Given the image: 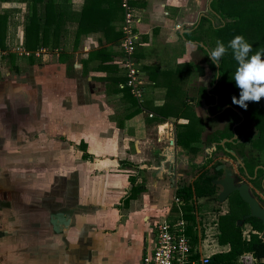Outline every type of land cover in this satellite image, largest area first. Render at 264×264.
<instances>
[{"label":"crops","instance_id":"crops-1","mask_svg":"<svg viewBox=\"0 0 264 264\" xmlns=\"http://www.w3.org/2000/svg\"><path fill=\"white\" fill-rule=\"evenodd\" d=\"M202 1L133 0L132 5L139 18V22L136 24L138 41L134 55L141 64L144 86L142 102L140 103L141 107L139 106L140 111L129 117H126L125 113L129 112L133 104L132 101L135 98L131 94L128 95L118 90V84L112 82L113 87L107 84L109 80H107V70L109 71V66H112L108 64L111 62L115 63L113 64L114 67L117 66L119 68L116 71L117 74L124 73L123 69H120L119 42L114 45L113 42L105 41L103 38L100 41V32L84 34L78 44V47L81 46L82 50H85V52H82L78 47H73V44L69 46V41H67L65 55L61 58L65 59L66 62L71 60L70 68L79 69L80 74L87 75V91L83 90L82 97L83 101L86 100V102L83 103L82 101V104L79 105L85 109L95 107L94 101L96 99L92 95L95 93L94 89L98 91L100 89L104 94L103 97L98 98L99 100H104L106 113L103 118L100 119L99 116L97 119L86 113V115L82 116L81 123L88 125L90 119L94 118L97 122H93V125L105 124L106 130L100 129L97 136L106 147L102 150L101 146L103 145L101 143L97 149L96 146L89 143L87 152L94 156L90 161L83 160L81 158L82 151L79 150L81 154L77 155L80 156L82 162L84 161L81 168H76L77 172H79V178H77L76 182L74 179L70 180V182L68 181L69 186L65 189L63 202L67 206L60 209V211L58 209L51 211L49 228L44 227L43 229V226L47 225L48 216L45 214L43 219V211L47 210V208L49 209L51 204H54V195L58 192L54 189L60 187L61 184L53 183V186L57 185L56 188L50 186L44 191L35 188L30 192V198L26 200L25 206L22 208L26 213L23 215L27 220H29L31 215H34L33 222L34 224L36 222L37 225L33 226V232H16L18 226L12 227V232H6V229L0 227V264H141L143 253L150 250L154 245L155 226L162 220L175 222L183 218L186 222L187 236L198 246L201 245L203 239L208 238V232H204L205 234L203 235L201 230L205 228L204 231H206V227H203V219L200 220L197 214V207L204 203L202 197L194 198L192 202L189 201L194 206V221H188L183 216V206H186L187 203L185 204L183 199H179V203L174 201L178 188L191 184L199 172L192 170L190 166V169L196 172L195 176L188 182H184L185 172L178 167L179 162L177 159L180 153L179 150L181 151L185 147L176 141V125L186 124L188 117L184 113V109L173 112L172 115L166 112L170 106L174 110L177 109L178 104L173 94L180 91V89H176L183 87V81H186L185 84L190 85L191 79L195 75L198 81H205V79L210 77L208 83L197 86V95L203 86H205L207 91L213 88L209 85L212 79V72L208 67L207 60L209 57L205 53L204 48L195 43V41H187L180 34L182 27L187 29V32L191 31L190 27L195 23L198 24L199 18L201 19L203 16L208 17L213 22V14L215 15V13H212L209 9L211 0L204 1L206 4L205 8L202 6ZM24 3L16 0H0V12L8 10L10 13L9 18L13 21V25L10 24L6 28L7 42L10 40V34L14 31L17 32V39L22 37L19 34V27L21 23H24L26 11L24 10L25 12L22 14L23 11L20 7ZM82 3L83 0H71L72 10H78ZM117 14L118 22L116 28L119 29L122 22V10L119 9ZM20 19H22L21 23L19 22ZM17 25L18 27H16ZM177 25H179L178 28ZM68 27L72 32L74 24H69ZM193 45H195V48H193ZM68 46L71 48H68ZM167 46L171 49L168 53L165 50ZM101 47L108 51H114L111 59L104 60L102 64L98 58L88 59L90 52ZM78 53H81V59L74 61L72 57ZM0 58L3 57L1 56ZM189 62L192 63L189 65ZM164 63L168 64L169 67H164ZM196 65L205 67L202 75L196 72ZM187 66L190 69L189 71H186ZM180 76L182 77L180 78ZM109 82L111 83V81ZM97 83L100 84L101 88L96 85ZM67 86H75L73 79L70 77ZM74 97L73 92H71L72 102H75ZM190 97L194 96L184 97L182 106L183 108L186 107L185 109L188 107L190 112H194L196 111L194 110L195 104L194 106H189L186 102L188 101L189 104L192 101L194 102L195 99L193 98L192 100ZM108 101H111V103H108ZM22 103L26 104L24 100ZM209 106L211 104L208 105V108ZM24 107L25 105L21 108ZM2 108L3 104L0 99V110ZM70 108H73V106H70ZM113 111L116 112L114 114L116 115L115 117L111 115ZM148 113H152L153 117H148ZM205 113H208V109L205 110ZM18 114H20V110ZM6 121L7 119H2L1 126L2 122L6 123ZM20 124L22 123L18 122L19 128ZM173 125L174 127L172 128ZM110 126L111 128H108ZM1 130L0 147L3 142L8 141V137H3ZM25 134L24 130L23 135L25 136ZM58 136L59 134L56 135L57 138ZM33 139L35 140L36 138ZM200 139L203 141L202 137ZM171 140L174 141L173 145L170 143ZM57 148L59 150L57 146L55 151L58 152ZM208 148L204 147L203 150L207 151ZM20 151L22 150H17L15 153L10 151L5 153L6 162H10V157H17L18 159L22 155L25 157V152L22 153ZM24 151H26L25 148ZM59 151L62 158L63 151ZM73 151L72 149L71 152L67 153L66 157H63H69L72 166L76 157ZM57 152L55 153L57 154ZM29 155L31 153L26 156ZM120 160L136 164L140 171L120 166ZM61 167V162L58 161L54 167L55 169L51 171V178H55L59 171L58 169ZM72 172H75V170L73 169ZM5 173L6 169L0 166V192H4V194L14 189V185L11 184V180H13L11 172H7L8 175ZM130 174H136V183L143 182L144 189L135 193L128 202L124 203L122 198L130 188L128 180ZM259 182H262V180H259ZM70 183L75 184V186L72 185L71 187ZM256 187H258L257 184ZM76 188L77 194L72 191L76 190ZM219 190L220 187H218V192ZM46 193L49 194L45 198ZM229 196L223 202H220L219 199L217 201L212 197L204 198H206L205 200L212 199L218 204H224L228 201ZM19 204L22 203H16L17 206ZM226 212L219 210L216 218L209 226H216L219 232L218 218ZM14 215L16 214L10 215V212L5 215L0 209V221L4 217L6 220H10ZM91 222L97 228H92ZM206 224H209L207 219ZM248 234L249 232H247L246 237H248ZM16 237L22 238V242L23 239L28 238L32 240V243H26L27 241L21 243L19 241L20 243L14 244L11 241L16 239ZM214 242H216L214 248L202 250L203 256L209 255L211 257V255L227 251L229 248L228 243H219L217 234L214 236ZM210 245L211 242H208L207 247L209 248ZM262 261L264 262V259Z\"/></svg>","mask_w":264,"mask_h":264},{"label":"trees","instance_id":"trees-1","mask_svg":"<svg viewBox=\"0 0 264 264\" xmlns=\"http://www.w3.org/2000/svg\"><path fill=\"white\" fill-rule=\"evenodd\" d=\"M16 1L26 3V13L23 23L24 33L21 39L16 38L15 43L20 42L24 48L30 51L45 48L52 52L55 48H59L62 54L61 57H64V48L67 46L68 36L71 32L68 27L69 24H74V28L72 29V44L75 48L78 47L81 36L88 33L100 32V41L103 38L105 41L113 42L114 45L118 44L121 37L120 28H116L118 22L117 11L121 9L120 0H83L78 10H72L71 0ZM244 2L245 0H211L209 9L220 19L218 26H215L214 23L211 24V20L203 16L196 28H193V25L190 27L191 31L183 34L184 38L187 41H202L209 49L214 48V46H210L212 40L215 43L222 41L227 46L228 42L236 35H242L252 45L249 55L256 52L264 54V0H251L255 4L248 9L243 8ZM9 16L8 10L0 12V47L2 49H6L8 46L6 28L10 24L13 25V21ZM121 18H123V13ZM202 21L208 22V27L204 28L206 30H200V23ZM204 51L208 55V51L205 49ZM113 55L114 51H108L101 47L90 52L88 59L93 60L94 58H98L102 64L104 60L111 59ZM2 57L3 59L7 57L8 62L12 63V67L15 70L18 69L12 62V59L15 57L13 53H8ZM22 58L28 59L30 63L36 59L34 55ZM207 64L212 71V79L209 85L214 84L215 81L216 85L209 91L206 90L205 86L201 87L197 96V104L202 107V98H205L207 105L217 101L216 107L209 106L207 114L210 115L220 110L226 104L235 106L232 104V97L234 95L239 98L238 94L240 90L236 87L235 81L232 80L237 68V62L233 58L231 49L222 57L220 66L214 65L210 58H208ZM204 68L203 65H196L195 67L199 75L203 74ZM118 70L119 68L116 66L114 71ZM189 70L187 66L186 71ZM124 78V74H115L109 80L114 84H119ZM229 87L232 89V93L227 91V89L230 90ZM118 90L123 91L125 94H130L126 88H119ZM132 103L129 112L125 113L126 117L140 111L141 104L136 99ZM247 103V109L238 105L235 106L240 114L230 107L225 108L224 112L229 113L231 118L229 124L222 130L217 129L210 132L203 141L200 139V134L201 129L204 127V122L193 111L190 112V110L184 108L187 111L184 113L188 117V122L176 125L177 143L184 146L191 153H196L204 147L212 146L213 142H221L222 139L231 137L233 134L231 127L234 123L239 122V125L243 127L250 122L253 124L256 132L254 135L250 133L244 136L246 137V141L250 143L249 147L256 149L259 155L251 153L252 156L247 161L257 162V158H260L261 154H264V97L259 102L250 101ZM179 126H183L180 131L177 130ZM241 127L238 126L236 128L238 135L244 134ZM230 145L229 142H225L223 146L218 144L217 148L223 149V147H230ZM86 147L87 145L84 141L77 145V148L82 151V158L90 159L92 154L87 152ZM204 156L205 158L201 163L190 164L192 170L199 171L193 182L181 186L176 191V197L183 199L185 204L187 203L186 206H183V216L188 221H194L195 218L193 214L194 206L189 201L192 202V199L200 197H212L218 200V186L213 183V180L220 175V170L211 172L207 166L211 163L212 157L208 152L204 153ZM243 161H246V157L243 158ZM119 165L140 171L136 164L126 160H120ZM215 165H212L213 170ZM255 165L256 163L246 165L249 168L247 171L252 174ZM128 180L130 188L122 198L124 203L128 202L135 193L144 189L143 182L136 183V174H130ZM256 184L258 187H261L260 182H256ZM228 201L230 202L229 210L218 218L219 232L217 237L219 243H228L229 248L227 251L211 255L209 264H241L239 257L244 253H251L256 260L255 264H264L262 261L264 259V239L260 237L263 228L261 221L255 217H248L244 221V224L248 223L250 230L248 231V237L244 236L242 232L244 224L239 226L237 221L243 213H249L248 205L237 192L231 194L228 197Z\"/></svg>","mask_w":264,"mask_h":264},{"label":"rangeland","instance_id":"rangeland-1","mask_svg":"<svg viewBox=\"0 0 264 264\" xmlns=\"http://www.w3.org/2000/svg\"><path fill=\"white\" fill-rule=\"evenodd\" d=\"M204 1L206 2L207 0L202 1L203 8L206 7ZM254 4L255 3L251 2V0H245V2L243 3V8L248 9ZM20 8H22V14H24V12L26 11V4L24 3ZM213 16V20L215 21L211 22V24L214 23L215 26H218V24L220 23V19L216 14H213ZM19 22L21 23L22 19H20ZM16 27H18V25ZM23 27L24 26L21 23L19 27L20 36H22L24 33ZM207 27L208 22L202 21V23H200V30H206L204 28ZM16 34L17 32L15 31L10 34V40L7 42V48L9 50L11 46L15 44L16 38L18 37ZM68 41V44H70L69 46H71L73 41L72 32H70L68 36ZM211 45L214 47L216 46L214 40L210 42V46ZM69 46L68 48H71ZM169 46L165 48L167 53L171 51ZM78 48L80 49V51L85 52V50H82L81 46ZM210 49L212 48H207V51L209 52ZM65 50L66 48H64V52H66ZM13 54L15 55V57L12 59V62L17 66V70L12 67L13 65L11 62H8L7 57L5 59L0 58V99L3 104V108L0 110V118L1 120L7 119L6 123L2 122V126L0 120V130L2 129L1 132L3 134V137H8V141L3 142L0 147V166H3L4 169H6V175L11 172L13 179L11 180V184L14 185L13 191L6 192L5 194L4 192H0V209H2V213L5 215H7L8 212H10V215H16H14L12 219L10 218V220H6V218L4 217L0 221V227L2 229H6V232H12V227L14 226H18L16 232H33V226L35 224L37 225L36 222L35 224L33 222L34 215H31L29 220H27L23 215L25 213V210L22 209L25 206L24 204L26 200L30 198V192L35 188L38 190L42 189L44 191L46 188H50V186L52 187L54 184H61L60 187L54 189L55 191H58L54 195V204H51V206H49V209L46 207V205L45 207L47 208V210L43 211V219L45 217V214L46 216L48 215L46 220L47 225L43 226L42 224L43 229L44 227L49 228V215L51 214V211L57 209L60 211V209L67 206H65L63 202L65 198V189L69 186L68 181L70 182V180L72 181L74 179V181L76 182L77 178H79V172H77L78 170L76 168H81V166H83L84 164V161L82 162V160H80V156H78L81 154V152L77 148V145L84 141L86 145H89V143H91L98 149V146H100L102 143V141H100L97 136L98 132L100 129L106 130L105 124L103 125L101 123H95L96 125H93V122H97L94 118L90 119V123L88 125H83L81 123L82 116L86 115V113H89L90 116H93L95 118H99L100 116V119H102L103 115L106 113V108L104 107V100L98 99L99 97L104 96L100 89L99 91L94 89L95 93L92 94L96 99L94 101L95 107H89L85 109L83 108V106L79 105L82 104L83 101V90L87 91V75L83 73L80 74V70L78 68V70L73 69L72 67L70 68V63L72 61L68 60L66 62L65 59L61 58L62 54L60 53L59 48H55L52 52L46 50L44 53L36 56V59H34L32 63H30L28 59L16 55L14 52ZM72 59L74 61H79L81 59V53H78L75 56L73 55ZM190 63L192 62H189V65ZM113 64L115 63L111 62L110 64H108L112 66H109V71L107 70V80L110 79L111 76L117 74V72L114 71L115 67ZM164 65V67H169L168 64L164 63ZM121 68L122 67H120V69ZM69 77L73 79L75 85L74 87L67 86ZM181 77L182 76H180V78ZM197 79L198 78L196 75L193 76L190 85L187 83L185 84L186 81L182 82V84L184 83L183 87H178L176 90L180 89V91L176 92L177 94H173L176 97V102L178 104L177 109L174 110V108L170 106V108L166 112H168L167 114L172 115L173 112H177L178 110L182 111L184 109L182 106L184 97L194 96L190 97V99L192 100L193 98L195 99L194 102L192 101V103H190L191 105L188 103V101L186 102L189 106H194L195 104L194 110L196 111H194V113L197 114L199 118H201L202 122H204V127L203 129H201L200 134V137H202V139L204 140L211 130L221 129L226 124H229L231 118L229 113L227 112H222L209 117L210 115L205 113L204 107H200L197 105L198 95L196 93V88L200 84L208 83L210 77L205 79V81H198ZM109 81L110 80H108L107 84H110V87H113V83H110ZM96 85L101 88L99 83H97ZM227 91L229 93H232L231 88L230 90L227 89ZM71 92H73V95L75 96V102H72L71 100ZM23 100L26 102V104L22 103ZM84 102H86V100H84L83 103ZM108 103H111V101H108ZM24 105L25 107L21 108ZM228 105L233 110H237V108H235V106L237 105ZM70 106H73V108H70ZM187 109L190 110L188 107ZM19 110L20 114H18ZM183 111L187 112L185 109ZM114 114H116L115 111H113L111 115ZM205 115L207 118L205 117ZM115 116L116 115H114V117ZM111 118L114 119L113 116H111ZM18 122L22 123L20 124V128L18 127ZM247 124V126L245 127V131L254 135L256 130L254 129L253 124L250 122ZM173 127L174 125L172 126V128ZM108 128H111V126ZM182 128L183 126H179L177 130L180 131ZM24 130L26 132L25 136L23 135ZM57 134H59L58 138L56 137ZM33 138L36 139L34 140ZM102 145L103 146H101V148L103 150L106 146H104V143H102ZM57 146L59 147V150L63 151L62 158L60 156V151L58 150V148V152L55 151V147ZM24 148L26 149V151H24ZM72 149L74 150L73 152L76 155V157L74 158L73 166L71 165L72 162L69 157L63 158L64 156L66 157L67 153L69 151L71 152ZM17 150H22L20 151L22 153L25 152V157L24 155L20 156L19 159L17 157H10V162H6L7 160L6 158H4V154L9 151L15 153V151ZM86 150L88 151V146L86 147ZM55 152H57V154ZM179 152L180 153L177 159L179 162L178 167L181 168V170H184V182H188L189 180L194 178L196 173L190 169V164L200 162L204 156V150L202 149L197 151L196 153H191L187 149L183 148L181 149V151L179 150ZM30 153L31 155L26 156ZM218 153L219 154L215 155L214 160H219L220 158L227 160L226 156L222 155L220 152ZM263 156L264 154H262V157ZM93 157L94 156L92 155L90 159H83L82 157L81 158L85 161H90ZM58 161L61 162L62 167L58 169L59 171L53 179V177L51 178V171L52 169H55L54 167ZM234 166H236V164L233 162V167ZM73 169L75 170V172H72ZM61 174L62 176H60ZM70 185L71 187L72 185L75 186V184L71 183ZM56 186H53V188H56ZM72 191L78 193L77 188L76 190ZM48 194L49 193H46L45 198L48 197ZM260 195L264 196L261 192ZM205 199L206 198L202 197L204 203L197 207V214L200 220L203 219L202 223L204 225L203 227H206V231H204L205 228H202L201 230L203 232V235L205 234L204 232H208V238L203 239L200 246L202 250H210L216 245V242H214V236L218 234V229L216 226L210 227L209 225H211L210 223L216 218L217 212L219 210L226 212L230 208V202L228 203V201H226V203L224 204H218L212 199ZM16 203L22 204H19L17 206ZM206 219L209 222L208 225L206 224ZM90 224L92 228L95 227L92 222ZM249 229V224L243 226L242 232L245 236L247 235ZM21 239L22 238L16 237V239L11 242L17 244L20 243L19 241H21ZM25 242L32 243V240L25 238L23 239V242L21 241V243ZM208 242H211L209 248L207 247Z\"/></svg>","mask_w":264,"mask_h":264},{"label":"built area","instance_id":"built-area-1","mask_svg":"<svg viewBox=\"0 0 264 264\" xmlns=\"http://www.w3.org/2000/svg\"><path fill=\"white\" fill-rule=\"evenodd\" d=\"M132 2L133 0H120L123 13L120 25L121 37L119 39L120 65L125 78L122 82H119L118 87L128 89L130 94L141 103L144 80L142 79L141 64L134 55L138 41L136 24L139 22V18L135 13ZM178 27L179 25H177ZM45 51V48L30 51L18 42L13 44L10 50L0 47V57L11 52L20 57L31 55L36 57ZM148 117H153V114L148 113ZM174 201L179 203L178 197L175 196ZM155 227L154 245L150 250L143 253L141 264H209L210 256H203L201 247L187 236L186 222L183 218L175 222L162 220ZM239 261L241 264H255L256 262L251 253L242 254Z\"/></svg>","mask_w":264,"mask_h":264},{"label":"clouds","instance_id":"clouds-1","mask_svg":"<svg viewBox=\"0 0 264 264\" xmlns=\"http://www.w3.org/2000/svg\"><path fill=\"white\" fill-rule=\"evenodd\" d=\"M229 49L237 62L232 80L240 90L239 98L233 96L232 103L247 109V102H259L264 97V54L256 52L249 55L252 45L242 35H236L227 46L222 41L216 42V46L208 52L211 62L220 66L222 57Z\"/></svg>","mask_w":264,"mask_h":264},{"label":"flooded vegetation","instance_id":"flooded-vegetation-1","mask_svg":"<svg viewBox=\"0 0 264 264\" xmlns=\"http://www.w3.org/2000/svg\"><path fill=\"white\" fill-rule=\"evenodd\" d=\"M199 21H200V19H199ZM212 21L214 22L215 20H212ZM196 24L197 23L193 24L194 25L193 28H196ZM212 85L214 87L216 85V81ZM216 105H217V101L215 103L211 104L212 107H216ZM221 109L216 111L214 114H210V116H214L216 114L224 112L225 109L222 110V111H221ZM235 111L237 112V110H235ZM227 125L228 124H226L223 128L218 129V130L224 129ZM247 125L245 124L243 127H241L239 125V122L238 123L236 122V123H234L232 125L231 129L233 131V134H232L231 137L226 138L227 141H225V142H229L231 144L230 147H223V149H220V148L218 149L217 148L218 144L219 145H222V144L220 142H213L212 143L213 147H211V148L209 147L208 148L209 151L208 150L204 151V153L208 152L209 155L212 157V161L207 166V168H210L211 172L220 170V175L214 179V180H216V179L221 178V174H222V170L221 169L217 170L216 166L220 165V164H226L227 166H229L233 170V175H234L235 180L238 181V182H246L249 185L251 191H253V193L259 198L261 204L264 206V196L260 195V192L264 195V156L262 157V154H261V157L257 158V160H258L257 162H253V161L248 162L247 161L252 156V154L259 155V153L257 152L256 149H251L252 147H249L250 143H248V141H246V139H245L246 138L245 136L250 134L249 132L245 131V127ZM238 126L242 128V131L244 132V134H239L238 135L236 133V128ZM216 130L217 129H213L210 132H213V131H216ZM238 131L241 132L240 130H238ZM234 135H236V138H234ZM225 142H224V144H225ZM218 152H220L222 155L226 156L227 160L226 159H222V158H220L219 160H214L215 159V155L219 154ZM244 157H246V161L245 162L243 161ZM204 158H205V156H203L202 160L200 162H198V163H201ZM238 161H240V162H238ZM233 162L236 164V166H234V167H233ZM252 163H256V165L254 166L253 173L251 174L249 171H247V169H249V168L246 165H251ZM214 164H216V165L214 166V170H213L212 169V165H214ZM259 170L261 172H263V173H261ZM258 171H259V173H258ZM259 180H262V182H260L261 187H256V182H259ZM258 188H260V189H258ZM234 192H237V191H233L229 195L233 194ZM246 214H248V213H246ZM246 214L243 213L241 218L244 215H246ZM241 218H239V220H241ZM246 219L243 220L241 225L244 224V221ZM238 221H237V224H238Z\"/></svg>","mask_w":264,"mask_h":264},{"label":"water","instance_id":"water-1","mask_svg":"<svg viewBox=\"0 0 264 264\" xmlns=\"http://www.w3.org/2000/svg\"><path fill=\"white\" fill-rule=\"evenodd\" d=\"M187 31V29H184L182 27L180 30V34L183 35V33ZM195 43H198L200 46L207 50V46L204 45L203 42L195 41ZM211 87H213V85ZM201 104L205 110L208 109V105H206L204 98L201 99ZM226 107H229V105H224L221 111L224 110ZM234 138H236V135H234ZM225 141H227L226 138L222 139L220 143L223 145ZM170 143L171 145H173L174 141L171 140ZM216 169L222 170L221 178L213 180V183L220 187V190L218 192L219 201L223 202L230 193H232L233 191H237L241 199L249 207V213L244 215L241 220L238 221V225H241L243 220L247 217L258 218L263 226L260 237L264 239V206L261 204L259 198L253 193V191H251L249 185L246 182H238L235 180L233 170L229 166H227L226 164H220L216 166Z\"/></svg>","mask_w":264,"mask_h":264}]
</instances>
